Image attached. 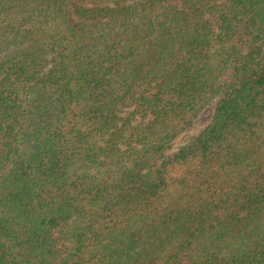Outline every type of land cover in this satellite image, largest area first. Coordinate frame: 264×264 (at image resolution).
Instances as JSON below:
<instances>
[{
    "label": "trees",
    "instance_id": "obj_1",
    "mask_svg": "<svg viewBox=\"0 0 264 264\" xmlns=\"http://www.w3.org/2000/svg\"><path fill=\"white\" fill-rule=\"evenodd\" d=\"M0 264H264V0H0Z\"/></svg>",
    "mask_w": 264,
    "mask_h": 264
},
{
    "label": "rangeland",
    "instance_id": "obj_2",
    "mask_svg": "<svg viewBox=\"0 0 264 264\" xmlns=\"http://www.w3.org/2000/svg\"><path fill=\"white\" fill-rule=\"evenodd\" d=\"M213 114V105L205 108L202 113L192 122L188 129L179 136L172 144V148L168 150L167 154H173L179 149L187 140L197 133H199L210 121Z\"/></svg>",
    "mask_w": 264,
    "mask_h": 264
}]
</instances>
